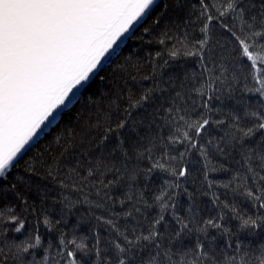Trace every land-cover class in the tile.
<instances>
[{"label":"snow or ice","instance_id":"6c2138e0","mask_svg":"<svg viewBox=\"0 0 264 264\" xmlns=\"http://www.w3.org/2000/svg\"><path fill=\"white\" fill-rule=\"evenodd\" d=\"M138 24L158 47L129 57L76 127L20 170ZM156 173L167 179L153 190ZM9 197L21 211L0 207V264H264V240L240 239L264 234V0H0V201Z\"/></svg>","mask_w":264,"mask_h":264},{"label":"trees","instance_id":"16d2710c","mask_svg":"<svg viewBox=\"0 0 264 264\" xmlns=\"http://www.w3.org/2000/svg\"><path fill=\"white\" fill-rule=\"evenodd\" d=\"M147 26V25H145ZM130 37H128L123 45L119 47V49L113 54V56L106 61V63L103 65V67L99 70V72L96 74V76L93 77V87L89 89L88 92H83L81 91V94L76 98L75 103L68 109H66L60 116L58 121L49 128L47 132H45L37 141H36V146L32 148L30 152L20 162V170L23 169L24 165L26 162L30 161L34 156L38 155L42 150L46 149L48 145L52 144V142L57 139L58 136H61L65 130L71 129L76 127V120L74 119L75 116H77L80 112H85L87 114L88 108L90 106V99L91 98H100V93L101 92H106L107 91V84L106 80L108 77H111L114 73H118V69L125 64L126 61H128L129 57L132 58L133 61H143L148 53L150 51H154L158 45H156L154 42L153 43H148L147 38L145 40H140L139 38L141 35H143V29L141 25L139 24L137 28L132 32ZM180 63L185 64V67H193L195 62L193 60H188V61H181ZM171 71H179V68L176 69H167V72ZM103 76L105 80H101L100 77ZM143 86L147 87L150 85V81H141ZM129 86L133 88L134 90H138L140 85L137 84L136 82H130ZM138 114V113H137ZM112 143H115V140L112 141ZM71 162V160L69 161ZM188 167L191 169L192 175L189 177V182L187 184V187L189 188L190 191H195V187L193 186L192 181H196V186H199V181H200V175H199V170L201 167L200 164V158L193 154L189 163ZM225 173H218L217 174V179H224L226 178ZM164 179H167V176L163 173H156L153 181H152V188L153 190L155 188H158ZM34 183L40 187V189H51L54 187L49 181L47 180H42L40 177H34L33 178ZM143 183V181H141ZM29 197V202L30 203H35L37 207L40 205V197L37 194L35 190L32 192L27 193ZM151 195V192H149V196ZM199 202L201 206L204 208V212L202 214L204 215H214L216 212V209L212 207L210 204L209 198L208 197H198ZM229 200L232 199V197L229 195L227 197ZM181 203L185 204L187 203V198L184 195H181L180 197ZM236 202L240 205L242 209L245 211H251L249 208L248 204L241 200L240 198H236ZM5 204L11 205L16 209L17 212L21 211V208L19 207L20 202L15 200L13 197H9V199L6 202L0 201V207H3ZM46 206H49V210H51L50 206L52 204L51 200H48L45 202ZM59 211V206H56V212ZM56 212H53V216L56 215ZM153 214H155V210H153ZM33 217L29 215L28 217V228H31L32 223H33ZM238 222L237 221H228V226L235 230L237 228ZM104 226H101L100 230L103 235H107L106 232L103 231ZM81 232L84 234H90L88 232V225H83L81 228ZM41 233L45 234L47 239H53V235H47L45 233V230L41 227ZM240 239L243 242H250V241H258V240H264V234L258 237H249L246 236L245 234L241 233L240 234ZM258 246V245H257Z\"/></svg>","mask_w":264,"mask_h":264},{"label":"water","instance_id":"95a60500","mask_svg":"<svg viewBox=\"0 0 264 264\" xmlns=\"http://www.w3.org/2000/svg\"><path fill=\"white\" fill-rule=\"evenodd\" d=\"M138 25H139V24H138ZM138 25H136V27L132 30V32L137 28ZM131 35H132V33H129L128 37H130ZM128 37H127V38H128ZM127 38H124V39H123V42H122V43H119V47H121V46L123 45V43L125 42V40H126ZM118 49H119V48H117V50H118ZM117 50H116V51H117ZM105 63H106V62H104V64H105ZM104 64H103V65H104ZM81 91H82V90H81ZM75 100H76V98L72 101L71 104H69L68 108H70V107L75 103ZM68 108H66V109H68ZM66 109H64V111H65ZM64 111H63V112H64ZM63 112H62V113H63ZM62 113H61V114H62ZM61 114H60V115H61ZM60 115H59V116H60ZM59 116L57 117V120H56L51 126H53V125L58 121ZM51 126H50V127H51ZM50 127H49V128H50ZM49 128L46 129L45 132H47V131L49 130ZM45 132H44V133H45ZM44 133H42V134L39 136V138H40ZM39 138H38V139H39Z\"/></svg>","mask_w":264,"mask_h":264}]
</instances>
